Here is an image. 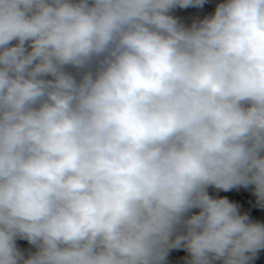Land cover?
<instances>
[{"label": "clouds", "instance_id": "clouds-1", "mask_svg": "<svg viewBox=\"0 0 264 264\" xmlns=\"http://www.w3.org/2000/svg\"><path fill=\"white\" fill-rule=\"evenodd\" d=\"M205 3L0 0V264L264 250V222L208 192L264 208V0L173 15Z\"/></svg>", "mask_w": 264, "mask_h": 264}, {"label": "crops", "instance_id": "crops-1", "mask_svg": "<svg viewBox=\"0 0 264 264\" xmlns=\"http://www.w3.org/2000/svg\"><path fill=\"white\" fill-rule=\"evenodd\" d=\"M219 2L221 0H206L203 8L175 9L173 10V15L180 18L183 23L190 24L192 20L202 18L204 15L211 13ZM208 192L209 195L214 197L228 198L239 206L240 212L247 213L253 220L264 222V208L256 206V197L252 193L251 186L248 189L239 187L227 192L210 187ZM16 243L25 253L30 249L34 250L26 240L18 239ZM187 256L188 253L184 249H173L167 257V264H186L185 257ZM216 264H220V262L217 261ZM252 264H264V250L258 252Z\"/></svg>", "mask_w": 264, "mask_h": 264}, {"label": "built area", "instance_id": "built-area-1", "mask_svg": "<svg viewBox=\"0 0 264 264\" xmlns=\"http://www.w3.org/2000/svg\"><path fill=\"white\" fill-rule=\"evenodd\" d=\"M209 189H210V187H209ZM209 189H208V190H209Z\"/></svg>", "mask_w": 264, "mask_h": 264}]
</instances>
